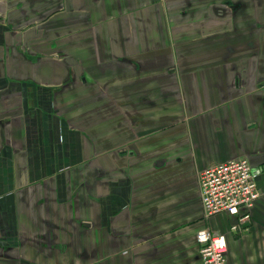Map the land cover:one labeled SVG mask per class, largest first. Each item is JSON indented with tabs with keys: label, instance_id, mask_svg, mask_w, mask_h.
<instances>
[{
	"label": "crops",
	"instance_id": "0c3cea01",
	"mask_svg": "<svg viewBox=\"0 0 264 264\" xmlns=\"http://www.w3.org/2000/svg\"><path fill=\"white\" fill-rule=\"evenodd\" d=\"M250 2L0 0V264H201V228L264 264L261 57L220 50ZM240 156L249 216L204 217L198 173Z\"/></svg>",
	"mask_w": 264,
	"mask_h": 264
},
{
	"label": "built area",
	"instance_id": "2783aa9c",
	"mask_svg": "<svg viewBox=\"0 0 264 264\" xmlns=\"http://www.w3.org/2000/svg\"><path fill=\"white\" fill-rule=\"evenodd\" d=\"M261 171V167L253 168L248 159L241 156L202 169L197 181L203 216L208 218L220 213L238 216L242 212L240 219L247 218L261 194L255 182ZM193 237L201 264H229L224 234L201 228Z\"/></svg>",
	"mask_w": 264,
	"mask_h": 264
},
{
	"label": "rangeland",
	"instance_id": "374dc122",
	"mask_svg": "<svg viewBox=\"0 0 264 264\" xmlns=\"http://www.w3.org/2000/svg\"><path fill=\"white\" fill-rule=\"evenodd\" d=\"M251 5H253L254 7H260L257 9L256 14H260V15H256V16H260L257 17V22L255 20L256 23H259L260 28H256V37L255 39L249 43V34H251V31H247L245 30L243 33H240L239 38L242 39L243 42H240L241 44H239L237 49H230L229 48H225V46H227L226 43L223 44V48L221 47L220 50H225L223 52L228 51L225 55L228 56L229 53L233 50L234 51V55L237 56L240 59H247V57L250 58V60H255V58H259V56L261 57V60L259 62L260 65H258L259 69H260V74L264 75V16L261 15V13L264 11V0H251ZM258 21H263V22H258ZM222 35V34H220ZM237 37V36H235ZM230 38V37H229ZM240 41V40H239ZM218 52V50H214L213 52ZM242 62V61H241ZM241 66L246 69V64H241Z\"/></svg>",
	"mask_w": 264,
	"mask_h": 264
}]
</instances>
